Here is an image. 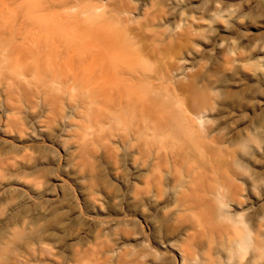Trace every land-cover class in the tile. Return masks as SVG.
<instances>
[{"label":"rangeland","instance_id":"rangeland-1","mask_svg":"<svg viewBox=\"0 0 264 264\" xmlns=\"http://www.w3.org/2000/svg\"><path fill=\"white\" fill-rule=\"evenodd\" d=\"M136 6L142 17L144 9ZM29 7V0H0V264H183L184 252L187 264H200L190 260L199 253L212 263L252 264V248L228 260L221 243L231 222H218L210 204L192 203L185 211L171 185L189 165L205 173L196 184L213 182L219 167L223 180L243 189L230 212L255 226L264 201V0H166L157 12L150 9L157 24L151 28L164 32L171 47L167 57H181L178 72H198V86L207 84L200 90L211 101L206 118L224 141L223 153L211 150L179 171L164 160L165 195L155 200L132 198L121 180H132L134 167L138 182L147 179L153 158L121 169V154L110 156L103 143L84 145V128L74 126H87L77 114V91L62 88L63 103L45 102L48 90L63 91L77 64L66 70L62 59L70 62L74 55L59 56L56 49L36 61ZM10 88L25 93L7 101ZM53 106L74 118L50 119ZM7 115L21 127L6 126ZM253 183L257 188L250 190ZM46 189L57 196L45 195ZM198 218L203 228L194 230Z\"/></svg>","mask_w":264,"mask_h":264},{"label":"bare ground","instance_id":"bare-ground-1","mask_svg":"<svg viewBox=\"0 0 264 264\" xmlns=\"http://www.w3.org/2000/svg\"><path fill=\"white\" fill-rule=\"evenodd\" d=\"M165 1L29 0L33 35L30 40L36 50V61L42 57L37 55L45 53L44 56L48 57L52 50V56L55 49L59 56L65 53L67 56L74 55L70 57V62L62 59L63 66L56 64L65 67L67 62L71 63L72 67L69 64L65 67L69 72L77 64L63 85L66 87L61 86V90L67 88L69 93L78 92L77 114L79 113V120L81 116L87 122V126L80 121L83 126L78 123L74 125L76 128H84L85 135L79 129L73 131L82 135L84 145H87V140L91 141L94 148L103 143L106 148H101L108 150L110 156L121 154L119 158L123 170H127L129 165L148 163L153 158L154 163L151 162L147 179L138 182L139 169L135 167L132 180L121 178L127 185L129 196L137 200H155L165 195V189L161 185L164 160L173 163L174 170L179 171V165L184 168L194 157L200 158L211 150L218 154L224 151V141L218 136L220 132L214 130L208 124L211 119L206 118L211 109V101L200 90L207 87V84L198 86V72L191 74L182 69L181 74H185V77H181L178 71L182 67L176 60L181 57H167L171 47L165 42L164 32H155L151 28L157 24L154 18L149 17L150 9L155 8L157 12L165 5ZM136 4L144 9L142 17L136 15ZM154 17L159 16L155 13ZM87 24L91 25L81 32L79 26ZM150 30L155 33H148ZM52 47H55L54 50ZM75 55L80 57L79 64ZM53 59L54 57L52 60L49 57V70L53 66ZM64 76L57 77L62 79ZM55 78L50 81H53L52 85L55 82L54 86L58 81ZM64 90H48L45 102L60 101ZM24 93L25 90L10 88L7 90V101H11L14 96L21 98ZM68 112L65 109L63 111L61 106H53L50 108V119H56L59 115L66 119L73 117ZM7 117L6 126L21 127L20 120H10L9 115ZM199 168L200 166L192 164L186 171H179V175L175 172L176 180L171 188L175 190L177 203H182L185 211L193 209L192 203L197 206L210 204L209 210L214 213L218 222H231L223 229L230 231L221 243L228 260L245 254L252 248L251 263L264 264V201L258 203L257 222L251 228L243 215H234L229 210L231 203L239 201L242 187L223 180L225 176L219 167L215 170L213 182L196 184V180L204 178L202 175L205 174ZM56 181L58 185L62 184V179L56 178ZM193 182L195 189L191 187ZM256 188L255 183L249 185L250 190ZM43 193L57 196L50 189ZM194 216L192 215L193 218ZM201 228V218L194 220V230ZM190 260L200 264H217L208 258H202L200 253ZM188 261L189 257L184 252L183 264Z\"/></svg>","mask_w":264,"mask_h":264}]
</instances>
